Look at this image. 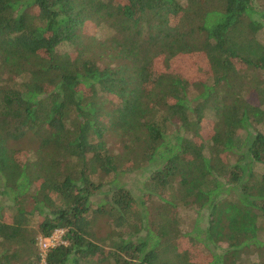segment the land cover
<instances>
[{
    "label": "trees",
    "instance_id": "1",
    "mask_svg": "<svg viewBox=\"0 0 264 264\" xmlns=\"http://www.w3.org/2000/svg\"><path fill=\"white\" fill-rule=\"evenodd\" d=\"M260 33L264 0H0V264H264ZM148 166L154 206L114 178Z\"/></svg>",
    "mask_w": 264,
    "mask_h": 264
},
{
    "label": "rangeland",
    "instance_id": "2",
    "mask_svg": "<svg viewBox=\"0 0 264 264\" xmlns=\"http://www.w3.org/2000/svg\"><path fill=\"white\" fill-rule=\"evenodd\" d=\"M106 27L105 26H99V27H96V28H91L88 32V34L86 36H84L85 40L86 41H92V39L96 36H98L99 38H103L105 35H107L106 33ZM259 39L264 43V33H260L258 35ZM57 50L59 52H65V51H71L73 50V46H70L68 44H63V45H60ZM191 63V65H193L191 68H190V71L193 72V71H197L199 69V67L201 65H203L202 62L198 61L197 59H194V60H191V61H188V57H183L180 59V63L183 64H186V65H189L188 64ZM212 123L213 121L211 120V118H207L206 119V122L204 123V128H203V131H202V135L203 137H206L208 136L210 133H211V130H212ZM263 128L261 129H264V126H262ZM175 126L174 128H170L168 129L169 133L170 134H174L175 133ZM107 139H108V143L111 144V146L113 145L116 149H120L121 145L119 144L118 140L116 139V137L111 134V133H107L106 135ZM160 164V160L157 161L156 163L153 164V166L155 167V165H159ZM150 168L149 166L146 167V168H143V169H139V170H136V171H133V172H119L115 175V179L117 180V184L118 185H124L126 186V188L130 189L134 195L137 197V198H140V197H145L150 199L148 200L149 201V204L153 205L155 203H157L159 201V198H157L155 196V194L149 192V189H147V182L148 181V175H150V170L147 171L148 169ZM256 170L258 172H261L262 169L260 166H257ZM109 180V183L106 184V186L102 189V193L101 194H98L97 196L94 197L95 201L96 202H103V201H107L109 200L110 198V195L108 194V191L114 186V183L111 182V179H108ZM153 206H151L150 208H153ZM203 215V213H202ZM201 213L199 211H197L196 208L194 207H183V206H179L178 207V218H179V224H180V228L183 230V231H194L196 226H199L200 228H205L206 226V218L204 216H202ZM196 224V226H195ZM99 225L101 227V234L104 233L105 231H107V227L109 228L110 227V224L108 223V225L104 222V221H100L99 222ZM54 238H55V241L56 242L58 239L60 241L62 235H63V232L60 233L59 230L55 231L54 233ZM194 234H196V232L194 231ZM201 235V234H200ZM203 235H201L200 239H185V240H182V241H179L177 243V248H179L182 252L184 251L185 252V259L187 258L188 256V260L193 263V264H196L198 263L197 261H201L202 259H205L204 258V254H207L208 253V248H205L203 247ZM261 238L264 239V232L262 233L261 235ZM39 239L38 238V249L41 253V256L43 255V251L41 250L40 248V245H39ZM198 246V247H197ZM220 245L218 246H212L210 245L211 247V251H217V252H220V248H224L226 245L223 243L221 244V247H219ZM209 250V251H210ZM263 254H260V257L262 259H264V247H263V250H262ZM251 259H255V257L253 256V258ZM246 260L240 264H246Z\"/></svg>",
    "mask_w": 264,
    "mask_h": 264
},
{
    "label": "built area",
    "instance_id": "3",
    "mask_svg": "<svg viewBox=\"0 0 264 264\" xmlns=\"http://www.w3.org/2000/svg\"><path fill=\"white\" fill-rule=\"evenodd\" d=\"M59 231H60V233L63 232V230H59ZM54 241H55L54 234H52L48 238H40L39 239V245H40L41 250L43 251L42 257L45 256V253L48 250V248L54 246L55 244H57L59 242V239L56 242H54Z\"/></svg>",
    "mask_w": 264,
    "mask_h": 264
}]
</instances>
